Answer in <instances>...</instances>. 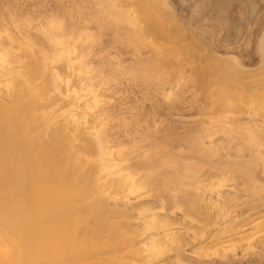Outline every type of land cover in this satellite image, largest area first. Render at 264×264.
<instances>
[{
	"label": "bare ground",
	"instance_id": "1",
	"mask_svg": "<svg viewBox=\"0 0 264 264\" xmlns=\"http://www.w3.org/2000/svg\"><path fill=\"white\" fill-rule=\"evenodd\" d=\"M130 1L132 0H97V4L93 3L95 1L92 3L96 4V8H99H97L99 16L101 15L102 17V14L106 13L114 23L116 22V26H119L117 23L130 26L134 30L135 37H133V40H136L134 42L138 46L145 47L146 45L144 44L150 45L155 55L158 54L156 60L152 56L154 58L153 61L151 59L152 64L148 63L144 66L135 67V69H132L131 75L142 82H157L162 88L166 84L167 87L164 88V92H166V98H169L172 95L171 91L173 92L176 84L182 78V70L179 69L181 68L179 65L177 68L175 65L173 70L166 69L169 59L181 56L179 51L185 48L184 44L187 46L186 51L191 49H188V45L193 48L194 44L201 49L203 46L202 41H199L194 30L188 24L177 19L170 0H135L136 3L134 1L131 5ZM104 21L107 22L106 20ZM110 21L108 20V22ZM114 23L111 24L115 25ZM59 28L60 25L55 21H51L47 28L46 37L47 41H49L48 43L60 46L54 56L50 55L49 52L47 53V49L43 48L45 51H39L41 54H36L37 56L40 55L29 64V67L26 64L27 68H29L28 73H31V75L27 76V70H23L26 72L23 77L17 75L19 79H22V83L20 82L21 79L20 81L17 80L18 77L12 83V86L4 80L0 81V264H131L126 261L122 262V260L119 262L116 257L117 254L115 259H112L114 256L110 258L112 254L109 257V253H112V248L123 247L126 243H134L137 247L136 251H132L131 254L140 259L138 264H158L164 257L168 259L166 254L169 253L176 254L174 256L176 263L174 264H181L179 253L177 255V252L181 249V241L177 236L179 229L177 230L173 227L174 224L170 221L167 214L162 213V205L159 206L157 204L155 208L154 199L153 201H142L139 199L140 202L142 201L139 203L138 198L145 195L148 196V199L153 198L151 196L154 190L152 187L153 177H155L156 171L164 166H167L170 170L173 169L175 172V177L170 180L174 190L187 191L191 189L199 191V188L202 187L200 186L201 178L204 176L202 172L208 168L212 162L211 157L214 156L212 146L215 143V139L213 141L212 137L216 132V130L214 131L215 128L211 129L213 132L209 131L204 133V135L194 136L188 143V148L181 153H177V155L173 153L177 147L172 150V147L170 148L168 145L153 149L149 153L144 151L146 148L137 147L143 140L135 141L134 139L132 143L128 140L131 146L126 141L128 144L111 141L105 132L106 123L104 124V116L98 109L100 95L95 92L100 89L97 88L100 85L96 87L97 91H93V87L96 85L90 90L92 84L90 85L89 94H92L93 101L91 99V102L88 101L85 105L84 114L88 117V121H86V118L83 119V128L77 125L78 119L74 118V114L70 109L62 112L64 118L60 122L61 125L57 126L58 122L53 121L54 107L57 106L62 98L70 95L77 96V93L71 90L73 85L69 87L68 81H65L63 86H61V80L54 81L51 78L53 68L51 64L54 61L63 63L65 68L70 70L71 82L75 83L76 81L72 78L79 76V66L82 64L79 59L84 54V52L81 54L80 49L90 40V36L81 33L78 37V41L81 40V47L77 49V46H74L69 51L55 34V31ZM259 30L260 32L255 41V49L259 61L255 68L245 67L232 54H226L224 57H219L216 54L219 58L214 56V59L219 62V65L215 62L218 66L214 63L218 68L215 74L217 75L219 72V77L222 74L224 78H221L225 79L223 82H240L247 77L246 75H250L259 78L260 88H264L262 82L264 81V19L259 25ZM200 36H203V33H200ZM158 39L173 40V43L176 41L174 45H177L178 49H180L179 46L182 44L183 48L178 51L177 46L173 45L171 47L172 45L169 42L171 48L164 47V49L166 48L164 50L160 46L162 43H158ZM165 41L168 42L164 40V44ZM155 42L159 45L156 46L157 43L155 44ZM7 48L4 47L0 52L1 68L6 64V55L10 53L9 48ZM148 48L150 47L148 46ZM193 49L195 54L196 49ZM182 51L181 54L183 53L182 55L187 56L186 51ZM191 52L193 53V51ZM195 55L198 56L197 59L200 58L198 52ZM182 57L184 58V56ZM189 57L187 56L186 58L189 59ZM205 57L207 59L209 56L206 55ZM192 58L193 55L190 59ZM203 58L201 56V59ZM209 58H211V54ZM211 61L208 64L212 63ZM196 63L199 64L198 60ZM171 64L172 68L173 63ZM213 65H211V69ZM209 68L210 65L206 66V69L209 70ZM206 69L204 71L208 73L210 70L207 71ZM23 71H19V73L21 74ZM32 72L34 75H32ZM40 76H45L50 81L42 84L43 86H38L39 84L36 86L35 84L38 80L36 81L35 78ZM112 78L110 79L112 80ZM98 79L101 81L102 77ZM210 81L213 84L214 80ZM34 82L35 84H33ZM215 82L217 85L218 83L220 84L217 80ZM227 82L225 84H228ZM231 83H229L230 89L234 85V83ZM17 84L18 87H21V89L19 88L20 96L18 95V88H15L17 90L13 89ZM94 84L98 85L99 80L98 83ZM222 85H218V87ZM101 86L104 85L102 84ZM224 87L225 85L216 88V91L217 89L220 91L217 93L215 91L214 96L217 98L218 105H223L221 107L228 111L227 108L232 105V98H236L234 99L235 101L233 100V103H235L240 98L237 96H240V93L236 92L238 94L234 96L235 91L232 92L226 89L227 87L222 90ZM12 89L14 90L12 91L13 94L17 91L19 98L14 96V98H17L16 101L13 99L14 102L12 101L11 104H5L3 95L9 92L12 93ZM225 90L229 91H226V93ZM230 91L231 94H229ZM78 97L82 96L78 93ZM248 97L246 96V98ZM248 99H251L254 104L264 109V93H255ZM46 100L48 101L46 102ZM49 108L52 109L50 110ZM230 108V110L234 109L233 106ZM86 124H88L87 128ZM226 131L225 133L222 132L226 134L224 135L226 144L228 145L234 141V147H237H232L234 149L232 151L237 150L238 152L236 153L238 154L246 151L251 157L254 154L252 152L262 146H260V134L263 135L264 133L259 134V130H256V132L248 130L244 134L245 137L243 139L241 138L244 135L240 136L239 140H241L242 144L234 140L236 139L234 138L235 136L233 137L234 133L232 134L229 130V133ZM239 131H236L237 137L242 132L241 130ZM260 132L264 131L260 130ZM43 136H46L45 141H43ZM221 138L223 137H219L220 140ZM227 140L230 142L227 143ZM147 147L150 150L151 147ZM253 157L255 159L256 156L253 155ZM257 158L259 157L257 156L254 161L258 160ZM258 162L264 164L261 159ZM212 164L213 162L211 166ZM255 165H250L253 169L255 167L251 173L256 170L258 163ZM246 168V171L250 172L251 168ZM253 175H250V178H253ZM246 177H248V173ZM218 185L220 186L219 182ZM215 194L213 196L217 200L220 194L218 196ZM130 197L133 200L137 199V202L136 205H132L127 209L130 205L128 203L131 200ZM209 199L212 202L214 198ZM110 200L112 203H109ZM216 200L213 201L216 202ZM163 201L165 200L163 199ZM162 204L165 205V203ZM158 206L159 208H157ZM161 209L162 211H160ZM193 213L191 212V214ZM206 216L205 214V217L204 215L202 217L206 218ZM131 218L135 219V223L132 222ZM121 219H128L130 223H123L119 221ZM131 223H134L131 225L133 229L131 226L129 227ZM257 224L256 226L260 228V223ZM129 234L130 236H128ZM118 257L121 258V255H118Z\"/></svg>",
	"mask_w": 264,
	"mask_h": 264
},
{
	"label": "rangeland",
	"instance_id": "2",
	"mask_svg": "<svg viewBox=\"0 0 264 264\" xmlns=\"http://www.w3.org/2000/svg\"><path fill=\"white\" fill-rule=\"evenodd\" d=\"M93 1L0 0V52L4 47H8L10 52L9 55H6V64L2 68L0 67V81L4 80L12 86L18 76L23 77L26 72L27 76H30L31 73H28L29 68H27V65L29 67V64L39 57L41 50H44L43 48L47 49L46 52H49L52 56L57 53L60 46L48 43L49 41H47L46 37L48 24L51 21H55L60 25L55 34L69 51L74 46H77V49L81 47V40L78 41L81 33L90 36L87 44L83 45H86L85 48L82 49V46L80 49L81 54H83L82 52L84 54L79 59V62H82L79 66V76L72 78L76 81L75 83L71 82L70 70L65 68L63 63L54 61L51 64V67H53L51 78L54 81L61 80V86H63L65 81H68L69 87L73 85L71 90L77 93V96L70 95L62 98L57 106L54 107L53 121L58 122L56 125H61L60 122L64 118L62 112L70 109L74 114V118L78 119L77 125L83 128V119L86 118V121H88V117L84 114L85 105L88 101L91 102V99L93 101L92 94H89L90 85L92 84L90 90L94 88V91L100 88L95 92L100 95V98L98 96L100 99L98 109L104 116V124L106 123L105 132L111 141L126 143L129 140L132 143L134 139L135 141L143 140V142L136 145L137 147L146 148L144 151L149 153L153 149L168 145L170 148L172 147V150L177 147L173 151L177 155V153H181L188 148L187 145L194 136L204 135V133L209 131L213 132L212 130L215 128L214 131L216 130V132L212 137L213 141L215 139V143L212 146L214 156L211 157L213 164L211 166V162L208 168L202 172L204 176L201 178L200 186L202 187L199 188V191L191 189L187 191L174 190L170 180L175 177V172L173 169L170 170L167 166H164L160 167L156 171L155 177H153L152 187L154 190L151 195L153 198L148 199V196L145 195L138 198V200L153 201L154 199V207L156 208L157 204L159 206L162 205L163 211L162 209L160 211L169 216L170 221L174 224L173 227L177 230L179 229L177 236L181 241V249L177 252V255L179 253L181 264H264V167H262L264 164L258 162L260 159L264 162V134H260L264 133L260 132V130L264 131V109L254 104L251 99H248L255 93L263 94L264 88H260L259 78L246 75L247 77L240 82L231 81L234 83L232 89L234 86L236 88L230 89L229 83L231 82L226 81L228 84H225L223 75L220 74L221 76L219 77V72L217 75L215 74L218 71L216 66L219 65V62L214 59L216 54L219 57L232 54L245 67L250 69L251 67H256L259 58L255 49V41L260 32L259 25L264 19V0H170L177 19L188 24L194 30L199 41H202L203 46L200 49L194 44L193 48L196 49L198 55L200 54V58L197 59L198 56L195 55L196 52L194 54V49L191 45H188V49L191 48L192 50L189 49L188 52L185 44V48L181 44V47L179 46L180 49H178V46L174 45L176 41L173 43V40L168 39L157 40L158 43L163 44L160 45L163 49L164 47L171 48L174 45L177 46L178 51L183 48L182 50L186 51L187 56H190L189 59L186 58V55L181 54V50L179 51L181 56L169 59L170 63L168 62V66H166L167 70H173L175 65L176 68L179 65L181 67L179 69L182 70H180L182 78L176 84L173 92L171 91L172 95L169 98H166V92H164V88L167 87L166 84L162 88L157 82H142L131 75V71L135 67L144 66L148 63L152 64L154 59L152 56L156 60L158 54L155 55L150 45L144 44L146 45L145 47L138 46L134 42L136 40H133V37H135L134 30L130 26L118 23L117 25L119 26H116V22L114 23L106 13H103L102 17L101 15L99 16L97 14L99 8H96L97 0ZM134 1H130V5ZM92 2L96 4L94 5ZM108 20H111L110 22L115 25H112ZM200 33H203V36H200ZM164 40L168 42L165 41L164 44ZM169 42L172 46L169 45ZM158 43L156 46L159 45ZM29 51L35 56L33 57L32 53L31 56ZM211 51L215 53L212 54ZM37 53L40 54L37 56ZM210 54L211 58H209ZM192 55L193 58L190 59ZM206 55L209 56L207 57L208 60L205 57ZM201 56L204 58L201 59ZM219 57L216 56V58ZM178 58L179 60L177 61ZM197 60L200 66L196 63ZM21 61L23 62L20 63ZM25 61L27 62L25 63ZM209 61L212 63L208 64ZM171 63H173L172 68ZM209 65L210 71L206 69V66ZM211 65H213L212 69ZM201 69L202 71L206 69L209 72L204 71L205 73H201ZM21 70L27 71H23L20 74L19 71L22 72ZM167 70L166 72H168ZM32 75H34L33 72ZM99 76L105 79L103 80L104 83L106 82L105 84L102 79L101 81L98 79L100 78ZM19 77L17 80L20 81L21 78L19 79ZM41 77H39L40 79L36 77L35 79L38 81L33 84L43 86L42 84L50 81L45 76ZM97 79L99 80L98 85L94 84L98 83ZM219 79H222L221 82ZM95 80L97 81L95 82ZM210 80H214V82L217 80L220 82V84L217 82L218 85L223 84L219 87L225 85L223 89L220 88L222 90L227 87L226 89L232 92L235 91L234 96L240 93V96L237 95L240 98L237 97L238 99L235 103L233 102L236 98H232L230 107L233 106V110L228 107V112L224 107H221L223 105H218L214 92L219 87L215 84L216 82L212 84ZM20 82L22 83V79ZM101 82L104 86H101ZM245 82L246 84H244ZM262 82L264 84V81ZM248 83L249 85H247ZM94 85L96 86L93 87ZM99 85L100 87H97ZM15 88H18V90ZM19 88L21 89L18 84L13 88L18 91V95ZM13 89L11 92L14 91ZM229 90H225V92ZM17 91L14 94L9 92L3 95L5 104H11L13 99L16 101L19 98L20 95L17 96ZM218 91L220 90L217 89L216 93ZM231 91L229 94H231ZM236 92L238 93L236 94ZM78 93L82 97H78ZM250 94L251 96H249ZM245 95L249 97L246 98ZM14 96L17 98H14ZM87 127L88 124H86ZM228 130L232 134L234 133L233 137L235 136L234 138H236L234 140L238 143L240 142L239 144H242L241 140H239L240 136L247 133L248 130L255 132L259 130V134L262 137L259 136L262 143H260V146L262 145L261 148L255 149L252 152L254 154L251 153V157L246 151L241 152V154L240 152L239 154L236 153L238 152L237 150L232 151L234 150L232 149L234 141L229 143L230 141L227 140V143H229L227 145L226 138L224 139V135H226L224 133L225 131L229 133ZM239 130L242 132L237 137ZM221 136L223 138L220 140L219 137ZM43 137V141H45L46 136ZM244 137L245 135L241 139ZM130 143L129 145L131 146ZM147 146L152 149L150 148L149 150ZM178 146H180V149ZM206 146L208 147L207 144ZM142 151L141 153H143ZM253 155L258 156L260 159L257 158L258 160L254 161L256 157L254 159ZM250 165L256 166V170L252 173L253 168ZM246 167L251 168L250 172L246 171ZM168 169L169 171H167ZM247 173L248 177H246ZM252 174H254L253 178H250ZM210 191L212 192L211 194ZM213 193H216V196L220 194V197H217L218 199L216 200ZM151 196L149 197L151 198ZM209 198H214L213 200H216V202L213 200L211 202ZM130 199V202H128L130 205L127 209L132 205H136L137 202V199L133 200L132 197ZM159 201H163L162 203H165V205ZM141 202L139 200V203ZM109 203H112L111 200ZM111 209L113 208L111 207ZM190 211L192 213L197 212L195 214L200 212V214L194 216L195 214H191ZM159 213L162 214L161 212ZM205 214L207 216L203 218L202 216L204 215L205 217ZM133 218H131L132 222L135 221ZM128 219H126L127 221L125 219L119 221L130 223ZM134 223L129 224V227ZM257 223H260V228L256 226L258 225ZM136 249L137 247L134 243H126L123 247L112 248V253H109V257L112 254L110 258L114 256L112 259H115L117 257L119 262L122 260V262L138 264L140 259L131 254ZM116 254L117 256L115 257ZM118 255H121V258ZM166 255L169 260L165 257V259L161 258L162 261L160 260L158 264L176 263V258L174 259L176 254L169 253Z\"/></svg>",
	"mask_w": 264,
	"mask_h": 264
}]
</instances>
